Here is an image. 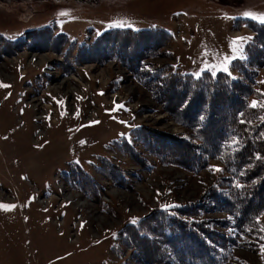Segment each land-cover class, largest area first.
<instances>
[{
	"label": "rangeland",
	"instance_id": "obj_1",
	"mask_svg": "<svg viewBox=\"0 0 264 264\" xmlns=\"http://www.w3.org/2000/svg\"><path fill=\"white\" fill-rule=\"evenodd\" d=\"M261 16L264 0H0V37L24 42L0 54V204L16 206L0 208V264H179L162 214L200 222L217 264H264V215L230 223L222 161L194 170L161 147L196 142L145 84L216 71L264 104Z\"/></svg>",
	"mask_w": 264,
	"mask_h": 264
},
{
	"label": "trees",
	"instance_id": "obj_2",
	"mask_svg": "<svg viewBox=\"0 0 264 264\" xmlns=\"http://www.w3.org/2000/svg\"><path fill=\"white\" fill-rule=\"evenodd\" d=\"M258 25L264 30V25ZM43 30L46 31L45 28ZM44 31L37 33L44 34ZM130 32L135 36L146 35L151 31ZM30 33L33 32L30 31ZM106 36L109 37V34ZM22 41H16L10 45L0 37V54L11 53L13 48L24 43ZM249 47L251 46L246 47V52L249 51ZM257 48L264 50L263 35ZM252 61L254 67L261 66L264 63V54L256 55V60ZM236 64L233 61L231 65ZM242 74L252 84L254 72L246 71ZM145 84L152 99L160 103L176 123L189 128L196 142L195 145H191L188 142L175 141L169 136H162L159 140H164L165 143L161 147L171 152L176 151L175 147L172 148L173 146L181 145L184 149H188L187 151H191L188 157L182 156V158L187 167L194 170L200 168L206 159H220L227 173L224 178L227 192L218 196V203L232 217L230 223H234L235 227L251 228L253 219L264 215V136H261V133H264V121H257L264 113V108L251 107L247 104L246 97L255 94L250 85L233 80L230 76L219 72L215 76L202 73L197 77L176 73L161 75L159 72H154L147 74ZM255 96L258 97V95ZM146 142L150 145L156 144L153 139L147 138ZM237 184L240 187H236ZM161 218L157 219L160 227H162L161 223L165 225L162 227L165 229L161 231V236L173 243L170 246L179 264L218 263L220 255L214 252L218 244L210 240L208 242L216 247H213L215 250L206 247L202 243V238L200 240L194 231L201 225L200 222L188 225L171 216L162 214ZM129 228L137 233H135L136 238H142L141 225L137 224L136 227ZM196 232L203 234V231ZM203 253L207 254L208 258H204Z\"/></svg>",
	"mask_w": 264,
	"mask_h": 264
},
{
	"label": "snow or ice",
	"instance_id": "obj_3",
	"mask_svg": "<svg viewBox=\"0 0 264 264\" xmlns=\"http://www.w3.org/2000/svg\"><path fill=\"white\" fill-rule=\"evenodd\" d=\"M246 15H250V14H246ZM260 20H261V22H264V16H261L260 17ZM238 39H240V38H238ZM219 70L220 71H223L225 73H228L230 75L227 58L225 59V62L223 63V65L220 67ZM196 75L199 76V73H197ZM212 75L215 76L216 75V71H213L212 72ZM251 106L252 107H261V108H264V104H261L258 101H252ZM261 120L264 121V117H261ZM261 136H264V133H261ZM234 143H238V141H234ZM216 170L217 171H220V169H216ZM236 187H240V185L237 184ZM14 207H16V206L15 205L0 204V208H2L4 210H9V209L14 208ZM133 223H135V220L133 221ZM262 230H264V229H262ZM261 247H262V252H264V245H262Z\"/></svg>",
	"mask_w": 264,
	"mask_h": 264
}]
</instances>
